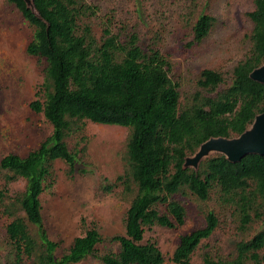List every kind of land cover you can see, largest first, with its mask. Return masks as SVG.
Wrapping results in <instances>:
<instances>
[{
    "label": "trees",
    "instance_id": "obj_1",
    "mask_svg": "<svg viewBox=\"0 0 264 264\" xmlns=\"http://www.w3.org/2000/svg\"><path fill=\"white\" fill-rule=\"evenodd\" d=\"M5 1L32 29L26 54L42 64L43 80L30 108L42 113L52 129L25 157L9 154L0 160L5 183L17 178L25 182L23 192L8 201L0 191V208L10 218L5 233L12 259L6 264H24L25 259L32 264H78L91 256L102 264H164L155 242L144 240L145 233L182 226L186 208L177 197L206 201L212 190L233 206L241 236L264 222V156L248 155L232 164L215 155L197 171L183 167L200 144L238 136L264 112V85L249 78L264 63V0H253L247 13L250 47L233 68L231 82L217 91L224 83L222 74L204 69L196 82L199 90L182 105L166 56L153 46L144 50L136 32L121 40L106 24L97 36L96 5L87 0H32V11L24 0ZM213 23L211 16L201 14L192 27L193 41L202 42ZM85 120L128 129L124 173L102 186L111 192L118 185L130 198L124 234L112 238L118 251L98 254L102 238L91 228L57 257L59 244L43 224L40 195L53 180L56 161L74 171L76 155L67 141L83 131ZM204 219L203 227L180 237L174 264H190L199 244L219 227L212 211ZM201 264H264V229L236 242L231 260L204 255Z\"/></svg>",
    "mask_w": 264,
    "mask_h": 264
},
{
    "label": "rangeland",
    "instance_id": "obj_2",
    "mask_svg": "<svg viewBox=\"0 0 264 264\" xmlns=\"http://www.w3.org/2000/svg\"><path fill=\"white\" fill-rule=\"evenodd\" d=\"M97 6L94 32L100 36L107 24L113 34L125 40L136 32L141 47L153 46L164 54L170 64L169 77L178 85L181 105L199 89V74L204 69L218 71L224 83L231 82L233 68L245 57L250 44L251 23L247 13L253 10V0H87ZM201 14L213 18L208 36L200 43L193 41L192 27ZM32 29L18 11L0 0V160L9 154L25 157L51 134V126L42 113L31 110L38 99L43 80V66L26 54ZM215 93L209 94L214 96ZM128 129L99 125L85 120L81 133L68 138V148L76 155L75 169L62 161L53 165V176L40 195L43 224L51 240L59 244L57 257L71 246L76 237L91 228L98 230L102 241L97 253L118 251L112 240L124 234V214L130 198L118 185L107 192L104 185L116 182L125 169L124 155ZM214 155H211L213 157ZM192 170V169H191ZM194 171V170H193ZM0 173V191L6 201L24 190L21 178L5 183ZM186 208L182 226L175 229L154 227L145 233V241H153L164 258V264H174L172 254L181 236L201 228L205 214L212 211L219 227L203 240L191 256L190 264H201L204 255L231 260L234 246L264 229V222L252 225L244 236L236 230L233 206L212 190L206 201L194 196L177 197ZM264 220V211H263ZM10 218L0 208V260L12 259L5 228ZM34 230V229H33ZM34 233V231H33ZM24 264H32L25 259ZM78 264H102L88 257Z\"/></svg>",
    "mask_w": 264,
    "mask_h": 264
},
{
    "label": "water",
    "instance_id": "obj_3",
    "mask_svg": "<svg viewBox=\"0 0 264 264\" xmlns=\"http://www.w3.org/2000/svg\"><path fill=\"white\" fill-rule=\"evenodd\" d=\"M27 8L34 11L32 0H24ZM249 78L264 85V63L255 68ZM211 155H222L232 163H240L248 155L264 156V112L255 116L253 122L240 135L226 138H210L200 144L194 154L185 158L183 167L197 171L199 165Z\"/></svg>",
    "mask_w": 264,
    "mask_h": 264
}]
</instances>
